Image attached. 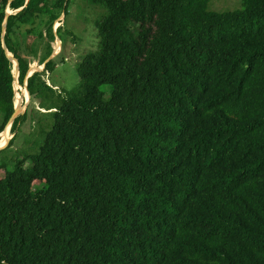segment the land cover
Listing matches in <instances>:
<instances>
[{
	"label": "trees",
	"instance_id": "trees-1",
	"mask_svg": "<svg viewBox=\"0 0 264 264\" xmlns=\"http://www.w3.org/2000/svg\"><path fill=\"white\" fill-rule=\"evenodd\" d=\"M27 1L0 0V136L5 45L40 108L35 145L9 158L27 111L0 149V264H264V0H85L107 16L67 96L45 77L72 0Z\"/></svg>",
	"mask_w": 264,
	"mask_h": 264
},
{
	"label": "rangeland",
	"instance_id": "rangeland-1",
	"mask_svg": "<svg viewBox=\"0 0 264 264\" xmlns=\"http://www.w3.org/2000/svg\"><path fill=\"white\" fill-rule=\"evenodd\" d=\"M103 9L99 8V6H93L85 0H72L68 13H64L54 27L56 40L52 43L54 47L53 59H56L57 66L54 68L53 72L48 74L45 78L50 86L55 89L57 87V90L65 96L76 91L80 86V77L77 72L78 64H80L90 53H93L98 49L100 38L98 35L97 24L107 16V10L104 9V11ZM211 9L220 13L236 11L242 9V0H213L211 3ZM9 13L16 14L17 12L10 11ZM41 29L43 34L46 33L44 26H42ZM23 30L26 31L27 29L24 28ZM57 33L60 35L61 39L58 38ZM33 35L34 36H31V38L39 39V34H37V32L33 33ZM35 36L37 37L35 38ZM34 39L31 40L29 37L28 42L34 41ZM45 41L51 42L48 36L45 38ZM15 42L16 44L21 45L22 50L29 52L27 43L23 41L22 37L15 39ZM28 61L30 62V67L33 69L30 75L33 74L35 69L43 67H38V61L35 58V54L31 51L28 55ZM16 67V64H14L15 76L17 75ZM16 79V108L19 110V115L29 111V119L22 127V132L16 141L14 148L11 150L12 153L9 158L15 157L17 151L35 145L34 143L27 144L25 141L34 132V120L38 115L37 111H40L39 104H34L31 99L30 101L27 99L26 90L20 87V84L18 83L19 78ZM110 89V87H106L107 98L110 97ZM8 132L9 137L7 139V144L5 145H8L11 139V127ZM30 165V163H26V167H30ZM5 175V170H0V179H3Z\"/></svg>",
	"mask_w": 264,
	"mask_h": 264
},
{
	"label": "water",
	"instance_id": "water-1",
	"mask_svg": "<svg viewBox=\"0 0 264 264\" xmlns=\"http://www.w3.org/2000/svg\"><path fill=\"white\" fill-rule=\"evenodd\" d=\"M28 2H29V0L27 1V4H28ZM21 11V10H20ZM20 11H18V12H20ZM12 14H10L9 12H8V17H10ZM7 23V22H6ZM4 35H5V32H6V26L4 27ZM4 48H5V50L7 51V54H8V56H9V58L11 59V61H13L14 62V64H16V66H17V75L15 76V78H17V76L18 77H20V72H19V66H18V64L14 61V57H12V55L10 54V52L8 51V49H7V47H6V45L4 46ZM54 55V54H53ZM53 59V56L49 59V61L50 60H52ZM48 61V62H49ZM44 67H45V65L42 67V68H37V69H35L34 71H33V74L34 73H36V72H41L43 69H44ZM33 70V69H32ZM32 72V71H31ZM32 74V75H33ZM32 75H29V77L30 76H32ZM28 92V91H27ZM28 95H29V93H28ZM30 95H29V101H30ZM20 115H19V110L16 108V111H15V115L13 116V118H12V120H11V122H10V127H12V125H13V123L15 122V120L19 117ZM7 131V130H6ZM6 131L4 132V133H6ZM4 148V147H3ZM0 149H2V148H0Z\"/></svg>",
	"mask_w": 264,
	"mask_h": 264
},
{
	"label": "bare ground",
	"instance_id": "bare-ground-1",
	"mask_svg": "<svg viewBox=\"0 0 264 264\" xmlns=\"http://www.w3.org/2000/svg\"><path fill=\"white\" fill-rule=\"evenodd\" d=\"M11 10H9V12H10ZM17 68V67H16ZM26 94H27V99H29V95H28V92H27V90H26ZM10 130V127H8V129H7V131H6V133H4V134H2L1 136H2V138H1V140H0V148H3V147H5L6 145L5 144H7V139H8V137H9V131Z\"/></svg>",
	"mask_w": 264,
	"mask_h": 264
},
{
	"label": "clouds",
	"instance_id": "clouds-1",
	"mask_svg": "<svg viewBox=\"0 0 264 264\" xmlns=\"http://www.w3.org/2000/svg\"><path fill=\"white\" fill-rule=\"evenodd\" d=\"M17 78H19V77H17ZM16 79V78H15ZM17 80V79H16ZM18 83H19V79H18ZM15 87H16V85H15ZM1 137V136H0ZM7 146V145H6Z\"/></svg>",
	"mask_w": 264,
	"mask_h": 264
},
{
	"label": "crops",
	"instance_id": "crops-1",
	"mask_svg": "<svg viewBox=\"0 0 264 264\" xmlns=\"http://www.w3.org/2000/svg\"><path fill=\"white\" fill-rule=\"evenodd\" d=\"M54 48V47H53ZM56 89H57V87H56Z\"/></svg>",
	"mask_w": 264,
	"mask_h": 264
}]
</instances>
